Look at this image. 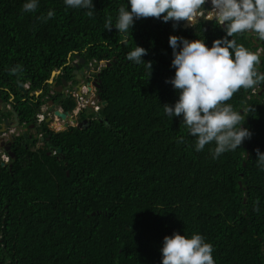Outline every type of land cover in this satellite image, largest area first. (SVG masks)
Here are the masks:
<instances>
[{
	"label": "trees",
	"instance_id": "1",
	"mask_svg": "<svg viewBox=\"0 0 264 264\" xmlns=\"http://www.w3.org/2000/svg\"><path fill=\"white\" fill-rule=\"evenodd\" d=\"M22 3L0 0V99L21 124L36 125L53 71H66L58 84L77 82L71 61L78 53L87 64L104 63L101 101L98 113L81 114L89 118L83 127L56 132L44 123L33 139L16 138L10 164L0 160V264H161L163 237L174 230L201 233L215 264H264V169L256 164V149L264 151V81L226 101L252 135L216 159L209 145L196 151L182 116L162 107L178 99L166 82L175 72L169 36L211 46L226 35L223 26L199 19L183 29L186 20L174 28L172 20L141 17L125 36L105 22L126 0H93L92 15L63 0H39L31 12ZM49 9L54 15L44 19ZM233 38L258 54L264 73V39ZM135 43L147 49L152 72L126 58ZM15 65L22 71L12 73ZM27 83L25 95L19 86ZM67 100L57 104L72 111ZM11 116L0 107V128Z\"/></svg>",
	"mask_w": 264,
	"mask_h": 264
},
{
	"label": "clouds",
	"instance_id": "2",
	"mask_svg": "<svg viewBox=\"0 0 264 264\" xmlns=\"http://www.w3.org/2000/svg\"><path fill=\"white\" fill-rule=\"evenodd\" d=\"M63 2L70 8L84 9L92 15L93 0H63ZM206 2L208 0H126L125 4L119 6L115 20L113 21L111 17L106 20L105 28L110 29L114 26L118 33L126 36L129 29L132 30L135 19L141 17H155L165 22L172 20L175 28L176 22L182 20L192 22L194 18L204 16L207 20H214L217 25L223 26L226 35L213 40L211 46L206 44L204 38L188 39L175 34L169 36L168 43L172 48L173 56L171 67L175 72L166 82L171 83L177 90L178 99L173 104L162 105L167 116L171 118L182 116V124L188 134L194 138V149L200 151L205 145H209V152L212 158L216 159L226 151L235 150L245 138H250L252 135L250 129L240 123L241 111L226 101L237 90L249 89L264 81V73L259 72L256 67L260 63L258 54L237 43L233 38V34L236 33L254 32L258 38L264 39V0H210V10L204 7ZM38 5L39 0H23L21 8L23 11L31 12ZM53 15L54 11L49 9L43 18L47 19ZM229 36L231 39L228 38ZM146 52V48L135 43V46L126 53V58L135 64L143 63L145 69L152 72V62L143 58ZM77 55L79 54L77 53L75 60L71 61L73 66L74 61L78 60ZM10 71L17 73L22 71V68L20 65H15ZM57 72L60 73V70ZM54 81L55 90L62 83L58 84L57 79ZM48 82L50 83L49 80ZM70 82L66 90L63 92L64 88L59 89V93L63 92V95L72 99L76 104L75 108L68 111L60 107L61 105L51 99L52 91H48L50 93L47 92L45 97L47 101L37 109L35 115L37 124H44L46 120L47 124H59V127L49 124L53 131L69 130L68 126L65 127V122L54 114V110L50 111L51 101L56 105V109L69 112L72 120H76L73 118L75 115L99 112L101 101L98 96L99 88L94 86L93 82L78 87H72ZM23 86L28 92L22 93L29 94V84ZM42 93L35 91L30 95L35 94L39 97ZM7 120L12 122L10 118ZM84 120L87 123L89 118ZM70 122L72 121H68V125ZM69 127L73 128L77 125ZM20 129L22 128L18 126L7 125L4 131H0V160L3 161V165L10 164L11 157L14 156L11 140L15 141L23 134L21 132L24 130L20 131ZM183 139V136L179 137L180 141ZM256 164L264 169V151H260L259 148L256 149ZM160 252L161 264H215L213 245L199 232L187 235L185 232L181 234L174 230L163 237Z\"/></svg>",
	"mask_w": 264,
	"mask_h": 264
},
{
	"label": "flooded vegetation",
	"instance_id": "3",
	"mask_svg": "<svg viewBox=\"0 0 264 264\" xmlns=\"http://www.w3.org/2000/svg\"><path fill=\"white\" fill-rule=\"evenodd\" d=\"M204 7L207 9V7L204 5ZM92 61L91 62H89L87 65L89 66V70H87V69H83L84 68V66H81L80 68H79V70H84V74H83V76H82V79L81 80H78V82L77 83H74L75 81H74V79L72 78L69 82L71 83V86L72 87H78V85H86V84H88L89 82H97L98 81V75H99V70H98V68L99 67H97V68H95L94 66H95V63H92ZM74 70H75V68L72 70V73L74 72ZM62 73H66V71H60V73H58V74H62ZM74 74V73H73ZM53 78H55V80H56V78L58 79L59 78V76H57V77H53ZM76 80H77V76H76ZM51 87H52V84H51ZM66 90V88H64L63 89V92ZM49 91H52V93H53V95H52V100L53 101H55V103L57 104L58 102H59V100L61 99L62 100V102L63 101H68L67 99L69 98L67 95H63L62 93L63 92H61V93H59V92H56L55 90H54V88H51V90H49ZM48 93H50V92H48ZM48 93H46V94H48ZM26 95V94H25ZM60 97V98H59ZM70 98H72V97H70ZM14 99V96H11V98H10V100H13ZM49 99V98H48ZM50 100V99H49ZM6 104V103H5ZM61 104V103H60ZM9 105H11V104H6V110H9V111H11V109L8 107ZM8 107V108H7ZM13 107V106H12ZM60 107H62L63 108V105H61ZM14 108V107H13ZM5 112V111H4ZM46 115H47V113H46ZM73 118L74 119H76V124H73L72 122H70V124L68 125V128H70L69 126H71V125H77V126H79V124H81V126L80 127H83L85 124H86V121L81 117V116H79V115H75V116H73ZM11 120L12 121H14V115H13V113H12V116H11ZM20 121V120H19ZM45 122H46V124H47V121L45 120ZM53 123V122H52ZM50 125H51V123H49ZM49 124H47V125H49ZM24 124H21L20 122H19V125H18V128H22L24 131L23 132H21V133H23V135H24V137H27V138H34L35 136H37V133H38V130H39V128L38 127H40V126H42L43 124H37L36 123V125L35 124H29V126L28 127H26L25 125L23 126ZM50 125L48 126L50 129H52V127H50ZM21 126H23V127H21ZM53 127H55L54 125H53ZM53 130V129H52ZM27 132L29 133V134H27ZM21 133H18V135H20ZM10 141V140H9ZM15 141H12L11 140V143H12V145H13V143H14ZM37 143V147H40L41 145H43L44 143L42 142V141H38V142H36Z\"/></svg>",
	"mask_w": 264,
	"mask_h": 264
},
{
	"label": "water",
	"instance_id": "4",
	"mask_svg": "<svg viewBox=\"0 0 264 264\" xmlns=\"http://www.w3.org/2000/svg\"><path fill=\"white\" fill-rule=\"evenodd\" d=\"M208 1L209 2H207L205 5H209L210 0H208ZM199 18H204V16L197 17V19H199ZM197 19H193L192 22L186 20L185 23H184V25L182 26L183 29H186V28H189V27L193 26L196 23ZM76 58L78 59V62L77 63H74V67H75L74 74L77 76V80H81L82 79V76L84 74V70H79L80 66H84L83 69H87V70H89L90 68L86 64V60L83 57H81L80 55H77ZM92 63H94V62L92 61ZM103 65H104V63L95 62V66L94 67L97 68V67L103 66ZM54 74H56V73H54ZM93 85L96 86L97 88H99V84L97 82H93ZM67 87H68V82L65 79H63L62 80V85H60L59 87H56L55 88V91L60 92V90H62L63 88H67ZM19 89L23 93H27L28 92L27 89L23 85H20L19 86ZM248 100L249 99L246 97L245 98V104L248 102ZM106 104H107L106 102H103V105H106ZM49 105H51L50 111L54 110V114L58 118H60L62 121L65 122V127L68 126V121H72L74 124H76V120H72L71 119V116H70V113L69 112H62L61 110L56 109V105L54 104L53 101L49 102ZM0 107H1V109H2L3 112L6 111V104L3 102L2 99H0ZM244 107L245 106H243V109H244ZM11 112L14 115V121L10 122V121L6 120L4 122V124H2V128H1L0 131H4L5 130V127L7 125H10L12 127H17L19 125V115H18V113L14 110V108H11ZM80 126H81V124H79V127ZM11 155H13V154H11Z\"/></svg>",
	"mask_w": 264,
	"mask_h": 264
},
{
	"label": "rangeland",
	"instance_id": "5",
	"mask_svg": "<svg viewBox=\"0 0 264 264\" xmlns=\"http://www.w3.org/2000/svg\"><path fill=\"white\" fill-rule=\"evenodd\" d=\"M205 20H207V19H205ZM77 61H78V60H76V61H74V62L77 63ZM54 73H56V74H54ZM57 73H58L57 71H53V73H52V77L49 79L50 83H52V87H51V88H53V82H55V81H54L55 78H53V77L60 76V74H57ZM73 73H74V72H73ZM56 79H57V78H56ZM8 107L10 108V107H12V105H9ZM8 107H7V108H8ZM88 112H89V111H88ZM86 115H87V116H88V115H92V113L89 112V113H87ZM54 125L57 126V127H59V124H58V123H55ZM51 126H53V125H51ZM21 130H22V129H20V131H21Z\"/></svg>",
	"mask_w": 264,
	"mask_h": 264
},
{
	"label": "built area",
	"instance_id": "6",
	"mask_svg": "<svg viewBox=\"0 0 264 264\" xmlns=\"http://www.w3.org/2000/svg\"><path fill=\"white\" fill-rule=\"evenodd\" d=\"M209 2V1H208ZM207 3V2H206ZM206 7H207V9L208 10H210V7H211V5H210V3H209V5H205ZM205 19H207V17H204ZM194 19H197V17L196 18H194ZM81 99H83V98H81Z\"/></svg>",
	"mask_w": 264,
	"mask_h": 264
}]
</instances>
